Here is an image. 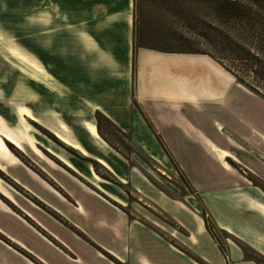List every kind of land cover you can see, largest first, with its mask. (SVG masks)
Instances as JSON below:
<instances>
[{"label": "crops", "instance_id": "0c3cea01", "mask_svg": "<svg viewBox=\"0 0 264 264\" xmlns=\"http://www.w3.org/2000/svg\"><path fill=\"white\" fill-rule=\"evenodd\" d=\"M61 7L69 88L180 173L214 224L238 242L227 241L223 254L197 211L190 239L187 208L151 194L185 230L175 244L104 191L107 181L93 167L94 181L79 177L65 155L45 147L64 166L47 158L40 174L10 150L0 153V170L32 198L0 176V264H264V117L251 106L264 100L207 53L133 52L132 0H51L52 24Z\"/></svg>", "mask_w": 264, "mask_h": 264}, {"label": "rangeland", "instance_id": "374dc122", "mask_svg": "<svg viewBox=\"0 0 264 264\" xmlns=\"http://www.w3.org/2000/svg\"><path fill=\"white\" fill-rule=\"evenodd\" d=\"M137 1L132 0L133 52L143 42L140 39L133 44L134 23L137 22V26L142 25V36L154 37L155 40L167 38L165 43L157 42L165 50L209 53L235 78L242 80L252 95L264 100V80L258 79L252 72L258 66L246 55L247 52L255 53L254 46L249 44V40L245 42L242 39L245 33L238 25L229 19H218L220 12L215 4L207 0ZM243 1V13L252 11L264 22V0L257 6L252 0ZM59 11L60 21L52 24L51 0H0L1 143L8 153L12 151L40 174H43L40 167L45 166L47 158L64 166L45 147L65 155L76 171L68 170L79 177L94 181L89 171V167H93L107 181L102 184L104 191L116 199L118 196L127 211L136 212L137 218L155 225L160 234L175 243L179 241V236L184 238L185 230L175 219L164 214L151 197V194L158 197L163 193L177 201L171 202L173 207L187 208L189 237L194 228L191 211H197L214 242L226 254L227 241H238L214 224L180 173L148 157L131 140L128 132L122 131L102 112L89 108L80 99L84 95L69 88L66 7H61ZM27 12H37L38 19L35 14L26 18ZM224 12L225 17L233 13L231 9ZM201 33L208 35L209 39L201 37ZM221 37L229 42H219ZM259 105L254 100L251 102L253 108L258 107L253 109L254 112L264 117V105ZM61 123L66 127L62 133L81 145L85 154L60 138ZM84 123L94 124L100 139L93 138ZM98 158L103 159L106 165ZM0 176L8 183L3 182L5 187L12 185L27 198H32L2 170ZM11 206L14 208L13 203Z\"/></svg>", "mask_w": 264, "mask_h": 264}, {"label": "trees", "instance_id": "16d2710c", "mask_svg": "<svg viewBox=\"0 0 264 264\" xmlns=\"http://www.w3.org/2000/svg\"><path fill=\"white\" fill-rule=\"evenodd\" d=\"M137 0H135L136 3ZM140 1V0H139ZM156 1V0H151ZM161 1V0H158ZM162 1H168V0H162ZM172 1V0H170ZM179 1V0H176ZM213 4H215V7L219 9L218 12V19L222 21V19H229V21L234 22L236 25H238L239 29L242 30L245 35H242V39L255 48V53H248L246 55L251 58V61H253L257 66L258 69H253L252 72H254L255 76L260 79L264 80V22L263 20L253 14L252 11H247L248 14L243 13V9H245L244 1L243 0H207ZM262 0H252V2H255V5H258V2ZM138 2V1H137ZM233 12L232 15H228L225 17L224 10H230ZM234 10V11H233ZM139 26V27H138ZM137 22L134 23V37H133V44H136V42L140 39H143V42L141 45H138L137 47H148L158 50H164L157 42L165 43L167 38L161 39V40H155L154 37L148 38L145 35H141L143 28L142 25H138ZM199 35V34H198ZM201 37H205L207 39L208 35L205 33L200 34ZM221 41L219 42H226L228 39L221 37ZM229 42V41H228ZM150 43V44H149ZM148 44V45H147ZM136 47V48H137ZM184 52H199V51H184ZM201 53H207V52H201ZM209 54V53H207ZM210 55V54H209ZM211 56V55H210ZM213 57V56H212ZM237 81L243 84V81L237 78ZM97 114H100L97 112ZM224 251V250H223Z\"/></svg>", "mask_w": 264, "mask_h": 264}, {"label": "bare ground", "instance_id": "6f19581e", "mask_svg": "<svg viewBox=\"0 0 264 264\" xmlns=\"http://www.w3.org/2000/svg\"><path fill=\"white\" fill-rule=\"evenodd\" d=\"M38 71H40V69H38ZM24 115H27V113H24ZM23 115V116H24ZM84 125H85V127L86 128H88V130H89V132H90V134L93 136V137H95L96 139H100V136H99V133H98V130H97V128L94 126V124H92V123H88V124H86V123H84ZM6 136L8 135V134H5ZM8 138V137H7ZM60 138L61 139H63L65 142H67L68 144H70L71 146H73L75 149H78L82 154H85V150H84V148L81 146V145H79L78 143H76V142H72L65 134H63V133H61V135H60ZM11 140L12 141H14L15 143H17L14 139H12L11 138ZM0 151H1V153L3 154H5V153H8V151H7V149L5 148V146L1 143V141H0Z\"/></svg>", "mask_w": 264, "mask_h": 264}]
</instances>
